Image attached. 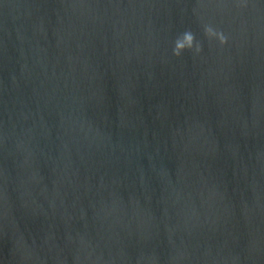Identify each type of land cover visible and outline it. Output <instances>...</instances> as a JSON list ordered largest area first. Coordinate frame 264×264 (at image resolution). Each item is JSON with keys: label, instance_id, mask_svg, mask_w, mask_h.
<instances>
[{"label": "water", "instance_id": "1", "mask_svg": "<svg viewBox=\"0 0 264 264\" xmlns=\"http://www.w3.org/2000/svg\"><path fill=\"white\" fill-rule=\"evenodd\" d=\"M0 264H264V0H0Z\"/></svg>", "mask_w": 264, "mask_h": 264}, {"label": "clouds", "instance_id": "2", "mask_svg": "<svg viewBox=\"0 0 264 264\" xmlns=\"http://www.w3.org/2000/svg\"><path fill=\"white\" fill-rule=\"evenodd\" d=\"M205 35L209 38L215 37L219 40L220 44L223 45L227 43V37L222 33L214 29L211 25H206L204 27ZM195 43V51L199 53L202 50V46L199 42L195 41V34L191 30L184 31L175 40V45L173 48V54L180 56L182 51L185 49H192Z\"/></svg>", "mask_w": 264, "mask_h": 264}]
</instances>
